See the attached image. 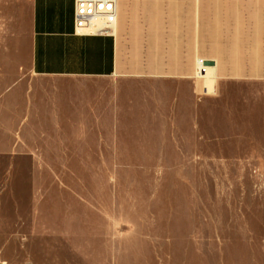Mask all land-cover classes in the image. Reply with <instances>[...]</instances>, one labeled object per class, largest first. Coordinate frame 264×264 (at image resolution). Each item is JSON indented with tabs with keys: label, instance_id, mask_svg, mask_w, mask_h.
I'll return each mask as SVG.
<instances>
[{
	"label": "rangeland",
	"instance_id": "374dc122",
	"mask_svg": "<svg viewBox=\"0 0 264 264\" xmlns=\"http://www.w3.org/2000/svg\"><path fill=\"white\" fill-rule=\"evenodd\" d=\"M23 88L36 111L26 156L0 159V264H264V89L221 138L178 81Z\"/></svg>",
	"mask_w": 264,
	"mask_h": 264
},
{
	"label": "crops",
	"instance_id": "0c3cea01",
	"mask_svg": "<svg viewBox=\"0 0 264 264\" xmlns=\"http://www.w3.org/2000/svg\"><path fill=\"white\" fill-rule=\"evenodd\" d=\"M73 8L74 0H0V159L26 156L21 137L36 111L28 73L178 81L195 123L209 96L221 138L235 113L259 103L264 0H116L112 32L98 35L75 31ZM201 63L208 86L196 77Z\"/></svg>",
	"mask_w": 264,
	"mask_h": 264
},
{
	"label": "built area",
	"instance_id": "2783aa9c",
	"mask_svg": "<svg viewBox=\"0 0 264 264\" xmlns=\"http://www.w3.org/2000/svg\"><path fill=\"white\" fill-rule=\"evenodd\" d=\"M116 20V0H74V29L80 34H109ZM206 69L201 64L196 77L203 78Z\"/></svg>",
	"mask_w": 264,
	"mask_h": 264
},
{
	"label": "bare ground",
	"instance_id": "6f19581e",
	"mask_svg": "<svg viewBox=\"0 0 264 264\" xmlns=\"http://www.w3.org/2000/svg\"><path fill=\"white\" fill-rule=\"evenodd\" d=\"M205 74H206V73H205ZM205 77L207 78L208 76H207V75H205ZM206 81H207V84H208V83H209V80L207 79Z\"/></svg>",
	"mask_w": 264,
	"mask_h": 264
},
{
	"label": "water",
	"instance_id": "95a60500",
	"mask_svg": "<svg viewBox=\"0 0 264 264\" xmlns=\"http://www.w3.org/2000/svg\"><path fill=\"white\" fill-rule=\"evenodd\" d=\"M205 65H207V63H205Z\"/></svg>",
	"mask_w": 264,
	"mask_h": 264
}]
</instances>
